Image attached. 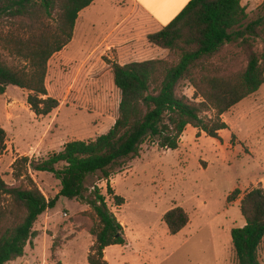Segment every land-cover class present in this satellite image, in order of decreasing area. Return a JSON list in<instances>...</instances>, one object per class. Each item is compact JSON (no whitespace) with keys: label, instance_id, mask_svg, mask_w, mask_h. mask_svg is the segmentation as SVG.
<instances>
[{"label":"trees","instance_id":"1","mask_svg":"<svg viewBox=\"0 0 264 264\" xmlns=\"http://www.w3.org/2000/svg\"><path fill=\"white\" fill-rule=\"evenodd\" d=\"M93 1L0 0V49L17 61L9 64L0 55V94L13 85L27 91L26 103L35 115L56 109L59 102L45 84L48 61L71 41L79 12ZM247 17L241 0H190L169 23L147 35L148 43L177 52L176 61L152 58L111 64L120 99L118 115L106 133L67 141L42 159L17 157L12 168L24 182L13 186L0 176V264L24 255L27 243L37 235L34 223L61 196L90 207L94 241L86 259L88 264H106L104 250L123 245L126 238L105 195L97 185L89 189L87 178L99 174L120 206L124 198L114 193L109 178L122 162L138 156L147 139L175 150L188 125L220 139L219 132L227 128L222 115L264 83V15L244 24ZM250 38L261 39L262 49L249 52L243 70L222 73L211 63L226 44L247 43ZM183 80L193 88L192 99L179 91ZM5 150L6 131L0 126V156ZM30 171L51 173L60 185L56 196L47 198ZM238 195L235 189L227 200ZM240 212L244 225L230 231L237 264H262L258 250L264 239V188L245 192ZM163 220L170 234H176L189 218L183 208L174 207Z\"/></svg>","mask_w":264,"mask_h":264},{"label":"rangeland","instance_id":"2","mask_svg":"<svg viewBox=\"0 0 264 264\" xmlns=\"http://www.w3.org/2000/svg\"><path fill=\"white\" fill-rule=\"evenodd\" d=\"M241 1L248 14L244 24L264 15V0ZM261 49V39L250 38L247 43L226 44L210 61L222 73H235L244 69L250 51ZM149 52L153 58L178 59L177 52L152 44ZM0 55L9 64L17 63L1 49ZM99 58V54L91 55L87 73L78 59L59 61L55 55L49 59L45 84L59 106L46 116L30 110L27 91L19 87L9 85L0 94V126L6 131L0 176L7 184L24 182L12 168L17 157L42 159L67 141L93 139L113 125L120 92L100 67ZM101 59L112 61L105 55ZM179 91L192 99L193 88L187 80L181 81ZM222 119L227 128L219 132V140L190 125L175 150L147 139L138 156L122 162L109 178L114 193L124 198L120 206L99 174L87 178L89 189L97 185L105 195L126 238L123 245L104 250L106 264H237L230 231L245 222L240 199L252 188H264V83ZM30 175L47 198L56 196L60 185L51 173L30 171ZM235 189L237 199L228 201ZM174 207L183 208L189 221L170 234L163 215ZM92 214L88 205L59 197L34 223L37 235L27 243L24 255L9 264H88L87 253L94 241ZM258 256L264 264V239Z\"/></svg>","mask_w":264,"mask_h":264},{"label":"crops","instance_id":"3","mask_svg":"<svg viewBox=\"0 0 264 264\" xmlns=\"http://www.w3.org/2000/svg\"><path fill=\"white\" fill-rule=\"evenodd\" d=\"M189 1L94 0L79 12L71 41L54 55L59 61L78 59L82 66L85 65L87 73L90 66L86 62L94 53L99 54L100 67H104L113 80V62L123 65L153 58L149 52L151 44L147 41V35L169 23ZM102 55L112 61L105 63L101 59Z\"/></svg>","mask_w":264,"mask_h":264}]
</instances>
